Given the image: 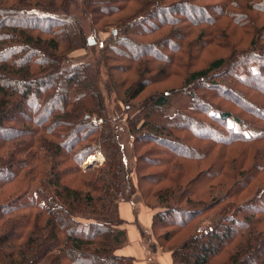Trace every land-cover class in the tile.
<instances>
[{
	"label": "rangeland",
	"instance_id": "1",
	"mask_svg": "<svg viewBox=\"0 0 264 264\" xmlns=\"http://www.w3.org/2000/svg\"><path fill=\"white\" fill-rule=\"evenodd\" d=\"M51 1L0 0V8L32 9L37 15L49 11L72 16L73 22L83 30L86 41L92 45L84 44L79 48H72L67 52L68 59L73 65L91 63L95 67L99 66L98 78L92 68V73L87 72V76L96 78V93L102 98L106 109L105 115L102 110L101 117L106 116V121L99 119L97 115L81 111L80 107H85L87 102L90 108L93 107L88 98L78 105L67 104L63 109L64 114L69 116L66 119L68 123L81 126L90 122L95 131L83 130L76 134L74 127H64L58 123L53 129L54 133L52 132L54 137L51 138L60 144L65 141L64 144H67L69 140V146L72 145L66 156L62 149L60 156H65V160L61 166L56 165L54 173L64 171L61 173L63 183L80 190L84 195L89 194L94 201L79 208L78 217L70 219L61 210L58 211L59 215L67 217L69 225L76 221L87 228L88 225L110 227L108 219L118 222V206L127 199L134 204H142L154 213L167 207L173 209V220H182L183 217L179 216L186 211L187 214L190 213L189 218L194 216V220L169 238L165 235L168 230L162 225L157 224L153 232L151 229L142 228L143 244L148 251L160 249L170 254L191 237L202 236L209 228L226 222L238 210L240 211L235 216L236 220H250L245 213V209L250 206H256L258 214L253 220L259 219L260 222L256 224L257 231L254 234L264 232V136L252 141L258 137L255 131H264V119L247 114L237 104L230 103L227 97L235 95V90L236 95L243 94L252 107H256L254 104L264 106V96L245 86L246 82L251 83L252 80L251 74L246 73L248 65L244 72H240L243 69L241 66L229 70L232 63L249 56L252 42L256 41L258 49L264 51V37H259L261 27L264 26V15L256 21L254 9H246L247 6L252 8V3H247L246 0L244 10L254 19L253 25H245L246 27L222 16L209 22L206 21V17L210 18L207 12L200 13L192 9L206 7L212 13L213 7L222 2L218 0H155V5L152 6L149 2L153 0H130L124 3L118 13L110 17H99L97 13H91L84 6L86 0H55L54 5ZM184 3H187L186 6ZM177 4H182L183 8L176 17H190L193 24L165 23L156 29V24L167 21L164 19L169 17L168 14H160L145 24L141 23L156 10L157 5L166 9ZM99 7L100 5H96V8ZM231 11L240 13L238 8ZM31 23L39 27L44 25L29 20L3 21L6 26H32L29 25ZM153 24L155 30L146 33L141 31ZM258 28L260 31L256 36L255 29ZM133 31L138 34L132 33ZM38 34L34 30V35ZM40 36L43 40L50 38L44 34ZM119 40L147 46L142 52H128L131 57L138 54L144 56L139 64H134V60L128 58L112 59L111 46H115ZM73 43L71 39L64 46ZM12 44L14 43L11 42L10 45ZM59 48L63 50L62 47ZM155 54L157 58L153 57ZM219 58L228 59L230 62L220 72L217 71L221 73V78L210 81L219 84L212 86L202 85L204 82H187L191 72L205 69ZM250 66L254 69V65ZM33 71L36 72V68ZM251 72L257 75L258 71ZM232 76L234 80L229 82ZM59 80L60 78L57 79L58 82ZM236 80L241 83L238 84ZM259 84L264 89L263 79L259 80ZM87 86L89 88L91 83ZM225 86L230 88L229 91H225ZM139 87L143 88V92L131 100L128 95L134 94ZM41 90L39 89L40 92ZM66 90L63 87L60 92L50 94V112L63 107L67 98ZM162 95L167 97V105L156 110L153 101ZM37 100L38 97H31L28 105L16 112L10 111L6 119L27 118ZM94 102L97 106L92 109L98 110V101ZM220 111L230 112L243 125L232 119H220ZM51 124L54 127V123H50L46 128ZM166 129L172 133L168 135ZM104 134L109 135L110 144L103 147ZM38 136L42 140L49 139L41 132ZM235 139L249 142H236ZM42 146L43 149L38 150V162L33 164L37 170H43L44 175L36 183L28 184L31 193L35 188L47 187L45 180L52 178V152L45 149L44 142ZM6 147L12 150L10 145ZM5 148L0 150V161ZM91 156H95L97 160L88 163ZM191 181L192 192L182 196V191ZM176 183L179 188L175 187ZM25 188V185L19 186L21 192ZM165 188L172 189L174 196L162 201L158 192ZM14 189L12 187L13 191L0 194L6 196L19 191ZM106 189L109 190V195L104 193ZM231 189L234 190L233 193L229 192ZM116 206L117 214L114 210ZM102 208L107 214L102 213ZM248 212L251 214V211ZM124 241L125 238L120 237L118 245ZM94 248H91L90 254ZM230 249L231 246L224 249L210 263L226 261Z\"/></svg>",
	"mask_w": 264,
	"mask_h": 264
},
{
	"label": "trees",
	"instance_id": "2",
	"mask_svg": "<svg viewBox=\"0 0 264 264\" xmlns=\"http://www.w3.org/2000/svg\"><path fill=\"white\" fill-rule=\"evenodd\" d=\"M54 1H51L53 5ZM128 1L130 0H108L105 2L86 0L84 6L90 9L91 13H97L99 17H110L118 13L123 8L124 3ZM218 1L222 2H218V5L213 7L212 13L206 7L201 9L189 8H192L195 12H207L210 18L206 17V21L209 22H213L216 17L222 16L233 20L238 25H253L254 19L250 14H246L244 10V0H233L232 3L231 0ZM246 1L252 3V8L247 6L246 9H254L256 21L261 17L263 18L264 0ZM149 3L151 6L155 5V0ZM186 4L184 3L185 6ZM96 5H100V7L96 8ZM158 6L155 7L156 10L150 16L141 21L142 24L154 19L155 16L157 18L160 14L165 16L168 14L169 17L164 19L167 20L166 22L156 24V29L162 27L165 23L176 25L180 22H188L193 24L190 17H176L183 8L182 4L168 6L166 9H161ZM233 8H238L240 13L231 11ZM11 19L29 20L44 25L39 27L33 26L32 23L29 24L32 26L24 24L6 26L3 24L4 20ZM262 27L259 35L261 38L264 37V26ZM34 30L38 31L37 36L34 35ZM153 30H155V24L144 27L141 31L146 33ZM259 31L260 28L255 29L256 36ZM132 33L138 34L135 31ZM40 34L50 36V38L44 39V41ZM71 39L74 43L64 46ZM11 42L14 44L10 45ZM86 42L83 30L73 22V17L68 16V14L62 15L44 11L41 12V15H37L32 12V9L0 8V150L7 145H10L12 149L6 147L4 156H1L0 192L13 191L11 190L12 187H15L14 190H19L12 195L3 196L0 194V198L3 196L0 200V264H80L81 262V264H134L132 259L118 256L115 253L116 249L122 245H118L120 244V237H124V232L119 229V225H121L119 218L118 222L108 219L110 227L88 225L87 228H84L76 221L73 222V225H69L67 217L60 216L58 213L61 210L72 219V217L79 216V208L81 209V207L94 201L89 194L84 195L80 190L64 184L61 174L64 171L54 173L56 165L61 166L63 164L62 162L72 149V145L69 146V142H71L69 140L67 144H64L66 141L60 144L55 139L54 141L51 140L54 137L52 136L53 129L58 123L64 127H74L76 134L82 133L83 130L95 131L92 127L93 124L90 122L81 126L73 122L68 123L66 119L69 116L64 114L63 109L67 104L78 105L79 102L88 98L89 103L92 102V108H94L97 106L94 101L97 100L98 110L90 108L87 102L85 107H80L81 111L97 115L99 119L106 121V116L101 117L102 110L105 115V105L102 98L100 99L96 93V90H98L96 78L100 75L99 66L95 67L91 63L73 65L68 59V51L89 44ZM125 42L126 40H119L116 41L115 46H111L112 59L127 60L128 58L134 60V64H139V60L144 56L138 54L131 57L128 52L130 50L142 52L147 49V46L142 43ZM169 42L173 43L172 41ZM251 46L252 51L249 56L239 62L237 61L238 63H232L229 70L241 66L243 69L240 72H244L248 65L246 73L251 74L250 78L252 80L251 83L246 82L245 86L264 96V89L259 84V80H264V51L258 49L256 41L252 42ZM59 47H62L63 50ZM156 55L153 57L157 58ZM229 63L228 59L219 58L214 60L207 68L191 72L187 82H204L202 85L215 86L219 83L210 81L221 78V73L218 72L221 71L220 69L227 67ZM251 64L254 65V69L250 66ZM34 68H36V72L33 71ZM91 68L95 72L96 78L87 76V72L92 73ZM251 70L258 71V76L253 74ZM214 72L217 73L213 74ZM58 78H60L59 82L57 81ZM231 78L232 80H229V82H233V76ZM235 82L239 81L236 80ZM89 83H91V86L88 88ZM227 84L229 85L228 82ZM63 87L68 90V92L66 90L65 104L63 107L55 108L53 112H50L48 109L51 103L50 94L60 92ZM39 89H42L41 92ZM229 89L225 86V91H229ZM73 91L74 94H71ZM142 92L143 88L139 87L134 94L128 96L132 100ZM234 93L237 94L235 90ZM236 94L233 96L226 94L230 103L237 104L247 114L264 119V106L254 104L256 107H252L250 101L247 102L243 94ZM33 96L38 97V100L27 118L21 120L6 119L10 111L16 112L25 107L26 104L28 105L29 99ZM153 104L154 109L159 110V108L167 105V97L162 95L154 99ZM218 115L222 120L232 119L243 125V122L228 111H220ZM50 123H54V127L51 124L46 128V125ZM166 131H168V135L172 133L167 129ZM39 132L48 136L49 139L42 140L38 136ZM255 132L258 137L252 141L264 136V131ZM104 139L102 142L103 147L110 144L108 134H104ZM235 141L249 142L241 139H235ZM43 142L46 144L45 149L52 152L53 162L50 164L52 178L45 180L48 184L47 187L35 188L34 192L31 193V187L28 184L31 182L36 183L44 175V171L37 170L33 164L38 162V150L43 149ZM61 151L65 156H60ZM57 158L60 160H57ZM189 159H192V157ZM191 183L192 181L182 191V196L192 192ZM22 185L26 186L24 192L19 189V186ZM37 187H39V184ZM175 187L179 188L178 183L175 184ZM229 192L233 193L234 190L231 189ZM104 193L106 195L110 194L107 189ZM173 196L174 193L170 188L158 192V197H162L160 198L162 201ZM247 208L245 213L249 215L250 220L248 218L246 222L240 219L236 220L235 216L240 211L238 210L226 222H220L215 227L209 228L202 236H194L188 241L185 240L186 242H183L177 250L171 251L172 264H212L210 263L211 260L219 257L224 249L229 246H231V249L227 260L218 264H264V232L259 231L258 235L254 234V231H257L256 224L260 223L259 219L257 221L253 220V217L258 214V210L256 206H253V209L251 206ZM114 210L117 214V206L114 207ZM25 211L29 212L26 213ZM248 211H251V214ZM174 212L175 210L168 207L163 211L155 212L152 216V232L157 224L162 225L165 227L164 229L168 230L165 235L169 238L178 229L187 227L194 220V216L189 218L190 213L187 214L186 211L182 212V216H179L180 218L183 217L182 220H173L171 215ZM102 213L107 214V211L103 210ZM140 231L143 239L142 233L144 231L142 229ZM93 246L95 248L90 254L89 251ZM149 250L150 252L154 251V249Z\"/></svg>",
	"mask_w": 264,
	"mask_h": 264
},
{
	"label": "crops",
	"instance_id": "3",
	"mask_svg": "<svg viewBox=\"0 0 264 264\" xmlns=\"http://www.w3.org/2000/svg\"><path fill=\"white\" fill-rule=\"evenodd\" d=\"M154 212L140 203L124 200L118 206V218L121 222L119 229L124 232L125 241L116 255L128 257L134 264H172L171 254L157 249L150 252L143 244L141 229H151Z\"/></svg>",
	"mask_w": 264,
	"mask_h": 264
},
{
	"label": "bare ground",
	"instance_id": "4",
	"mask_svg": "<svg viewBox=\"0 0 264 264\" xmlns=\"http://www.w3.org/2000/svg\"><path fill=\"white\" fill-rule=\"evenodd\" d=\"M95 160H97L96 157H95V156H91V157L89 158V160H88V163H89V162H93V161H95Z\"/></svg>",
	"mask_w": 264,
	"mask_h": 264
},
{
	"label": "water",
	"instance_id": "5",
	"mask_svg": "<svg viewBox=\"0 0 264 264\" xmlns=\"http://www.w3.org/2000/svg\"><path fill=\"white\" fill-rule=\"evenodd\" d=\"M89 45H92V43L90 42Z\"/></svg>",
	"mask_w": 264,
	"mask_h": 264
}]
</instances>
